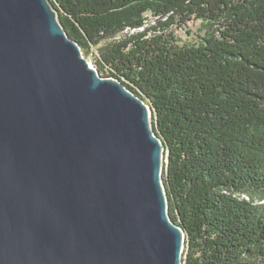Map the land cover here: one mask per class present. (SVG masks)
I'll use <instances>...</instances> for the list:
<instances>
[{"label":"water","instance_id":"95a60500","mask_svg":"<svg viewBox=\"0 0 264 264\" xmlns=\"http://www.w3.org/2000/svg\"><path fill=\"white\" fill-rule=\"evenodd\" d=\"M163 153L50 0H0V264H183Z\"/></svg>","mask_w":264,"mask_h":264},{"label":"trees","instance_id":"16d2710c","mask_svg":"<svg viewBox=\"0 0 264 264\" xmlns=\"http://www.w3.org/2000/svg\"><path fill=\"white\" fill-rule=\"evenodd\" d=\"M50 3L81 51L98 48L100 77L150 108L183 264H264V0ZM190 21L201 34L182 41Z\"/></svg>","mask_w":264,"mask_h":264},{"label":"rangeland","instance_id":"374dc122","mask_svg":"<svg viewBox=\"0 0 264 264\" xmlns=\"http://www.w3.org/2000/svg\"><path fill=\"white\" fill-rule=\"evenodd\" d=\"M147 20L150 22L152 21V19L150 17L147 18ZM175 29V36H177L178 38H180L182 41H190L192 38H195V36L197 34H201L200 33V25L199 22H195V21H190L188 22L185 26H182L180 28H173ZM98 48L96 47H92L90 48L86 53L81 51L82 56L84 57V59H86V61L94 68V65L96 63V60H98ZM241 198H244L245 200H248V198L246 196H241ZM264 203V202H263ZM184 248H185V243H184ZM185 250V249H184ZM183 250V252H185ZM184 253H182L181 255V259L183 258Z\"/></svg>","mask_w":264,"mask_h":264},{"label":"bare ground","instance_id":"6f19581e","mask_svg":"<svg viewBox=\"0 0 264 264\" xmlns=\"http://www.w3.org/2000/svg\"><path fill=\"white\" fill-rule=\"evenodd\" d=\"M183 253V252H182Z\"/></svg>","mask_w":264,"mask_h":264},{"label":"built area","instance_id":"2783aa9c","mask_svg":"<svg viewBox=\"0 0 264 264\" xmlns=\"http://www.w3.org/2000/svg\"><path fill=\"white\" fill-rule=\"evenodd\" d=\"M184 250V249H183Z\"/></svg>","mask_w":264,"mask_h":264}]
</instances>
